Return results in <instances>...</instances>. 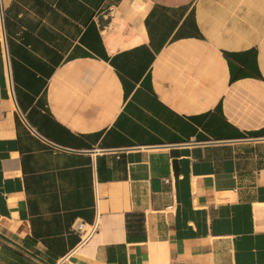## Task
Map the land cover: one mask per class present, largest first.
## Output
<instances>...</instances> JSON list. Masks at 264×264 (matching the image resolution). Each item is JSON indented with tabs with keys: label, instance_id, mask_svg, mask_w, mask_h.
I'll use <instances>...</instances> for the list:
<instances>
[{
	"label": "crops",
	"instance_id": "crops-1",
	"mask_svg": "<svg viewBox=\"0 0 264 264\" xmlns=\"http://www.w3.org/2000/svg\"><path fill=\"white\" fill-rule=\"evenodd\" d=\"M0 8V264H264V0Z\"/></svg>",
	"mask_w": 264,
	"mask_h": 264
},
{
	"label": "built area",
	"instance_id": "built-area-1",
	"mask_svg": "<svg viewBox=\"0 0 264 264\" xmlns=\"http://www.w3.org/2000/svg\"><path fill=\"white\" fill-rule=\"evenodd\" d=\"M0 14H1V8H0ZM5 51L6 50H4V52ZM20 116L22 119H24L21 113H20ZM29 129L32 133L38 135V133L32 127H29ZM98 225L99 224L97 221H94L90 224H85L82 221H75L71 228L78 235L79 240L77 244L70 251H68V253L59 257L51 264H78V263H74L71 261L72 256L76 252H78L80 248L95 234V232L98 229ZM32 264H37V263H32Z\"/></svg>",
	"mask_w": 264,
	"mask_h": 264
},
{
	"label": "trees",
	"instance_id": "trees-1",
	"mask_svg": "<svg viewBox=\"0 0 264 264\" xmlns=\"http://www.w3.org/2000/svg\"><path fill=\"white\" fill-rule=\"evenodd\" d=\"M131 215H132V216H133V215H136V216L138 217V219H137L136 221L139 222V223L142 222V220H143V215H142V214H127V215H126V227L129 226V217H130Z\"/></svg>",
	"mask_w": 264,
	"mask_h": 264
}]
</instances>
